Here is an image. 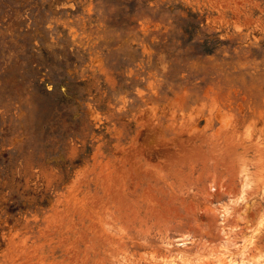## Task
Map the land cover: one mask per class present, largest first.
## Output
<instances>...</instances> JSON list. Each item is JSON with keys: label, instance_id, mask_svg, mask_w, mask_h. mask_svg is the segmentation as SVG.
<instances>
[{"label": "rangeland", "instance_id": "374dc122", "mask_svg": "<svg viewBox=\"0 0 264 264\" xmlns=\"http://www.w3.org/2000/svg\"><path fill=\"white\" fill-rule=\"evenodd\" d=\"M0 264H264V0H0Z\"/></svg>", "mask_w": 264, "mask_h": 264}]
</instances>
